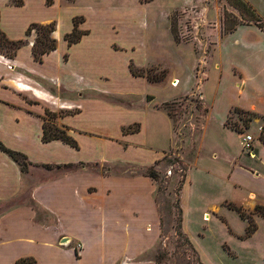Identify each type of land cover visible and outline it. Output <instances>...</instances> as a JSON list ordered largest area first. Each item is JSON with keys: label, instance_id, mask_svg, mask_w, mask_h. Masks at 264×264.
<instances>
[{"label": "crops", "instance_id": "obj_1", "mask_svg": "<svg viewBox=\"0 0 264 264\" xmlns=\"http://www.w3.org/2000/svg\"><path fill=\"white\" fill-rule=\"evenodd\" d=\"M76 2L23 0L22 5H15L11 0H0V28L11 39L28 38L30 42L14 58L0 52V140L25 153L34 164L83 165L80 171L42 180L33 170L30 176L29 171L22 172L20 166L0 150V208H3L0 264H16L26 257L35 258L37 264H154L144 257L157 241L160 210L155 194L158 187L142 172L162 162L173 149V146L168 150L160 148L159 143L176 135L171 118L161 108L174 97L155 103L151 84L165 80L151 81L145 75H135L131 65L139 68L159 65L174 71L176 55L168 51L169 54L162 57L152 53V49L149 52L146 49L142 55L139 50L145 22L138 23L133 10L109 4L108 0H89L86 8H75L66 16L64 28L63 15L68 8L75 7ZM121 9L129 12L127 19L121 20L120 15H115ZM75 17H83L79 28L86 33L79 42L69 45L65 35L73 30ZM53 21L57 23L54 37L58 47L38 61L32 51L36 32L28 36L26 31L31 23ZM243 31L247 32L240 29L224 40ZM150 40L152 46L163 43V49L173 44L179 50L186 47L171 36L165 43L152 36ZM224 40L220 57L225 52ZM192 58L191 63H197L195 54ZM230 65L237 66L240 75L222 71L221 75L216 73L214 82L208 81L204 86L203 96L213 97L215 114L203 124V129L199 128V133L205 136L212 126L219 134L235 131L225 125L233 107L264 116V71H246L236 61ZM226 78L229 82L224 85ZM178 80H173L172 85L176 86ZM249 86L251 89L247 92ZM224 89L239 95L246 93L247 99L239 104L226 102L218 110L219 116L216 110ZM114 95L133 102H112L108 97ZM47 110L61 112L58 123L78 146L61 139L43 140ZM254 122L258 138L261 121L257 118ZM134 124L140 125L139 130L125 131ZM257 138L255 156L242 155L241 139L240 149L232 159L226 160L229 167L198 165L199 159L191 162L220 182L223 180L245 190L243 198L233 203L252 214L258 225L249 239L257 237L259 222L264 220L256 211L257 206H264V144ZM225 145L227 150L232 148L228 141ZM98 162L129 163L142 172L99 175L86 169V164ZM187 179L191 176L186 177L182 189L181 227L190 238L185 218L188 219L192 211L211 219L234 210L228 206L232 200L213 198V195L202 197L197 207H191V202H186L183 196ZM255 181L263 185L258 186ZM26 193L30 201L39 206L40 214L28 204L6 207ZM247 225L246 221L243 232H237L238 235H244ZM193 241L199 246L195 239ZM251 249L249 260L241 264H264V243L251 245Z\"/></svg>", "mask_w": 264, "mask_h": 264}, {"label": "rangeland", "instance_id": "obj_2", "mask_svg": "<svg viewBox=\"0 0 264 264\" xmlns=\"http://www.w3.org/2000/svg\"><path fill=\"white\" fill-rule=\"evenodd\" d=\"M108 1L109 4H117L115 6H125L129 10H133L137 22H145L142 35L143 42L139 50L142 55L146 53V49L148 52L152 49V53L162 57L171 51L176 55L177 60V67L174 71L159 65L146 68L151 76L163 75L161 81L167 82L151 84V93L156 96L155 103L161 99L174 97L171 101L166 102L168 107L164 111L170 114L168 115L172 120L176 135L169 136L159 143L160 148L168 150L173 146V149L166 154L168 157L155 165L157 179L153 180L158 187L155 200L160 210V222L157 226L156 244L144 258H150L154 264H199L201 261L203 264H241L246 262L252 255L251 245L264 243V220L259 222L257 237L249 239L252 235L249 237L238 235L237 232H243L246 221L234 209H232L234 211L226 212V216H212L211 219L203 218L199 212L192 211L189 218H185L189 224V226L187 224V228H190L188 232L190 241L193 242L191 244L190 238H186L182 234L184 231L180 227L182 224L180 211L182 210L183 184L188 175L191 176V179L186 181L183 196L186 202H191L193 208L197 207L203 201L202 197L207 195H213V198L217 197L218 199L223 197L232 200L229 201L231 203L243 198L245 190L223 180L220 182L218 178L215 179L214 176L204 170L192 166L191 162L199 159L198 165L203 163L226 167L229 164L226 163V160L232 159L240 149L241 139L242 155L251 157L244 147L245 137L247 135L252 136L251 145L254 149L257 138L254 132L257 126L254 121L259 118L260 126H262L261 114L255 112L257 116L249 122V127H247L244 119L248 117V114L243 112L242 108H231L226 122L228 121L230 125L243 129L244 132L240 134L235 131H225L224 134H219L213 130L212 126L208 128L209 132L205 136L204 133H199V128L203 129V124L215 116L212 108L214 105L213 97L204 98L203 90L208 81L209 83L214 82L216 73L221 75L222 71H231L234 75H240L239 71L241 70L237 66L231 67L230 65L235 61L246 71H264V47L260 40V38H264V0H243V4L239 0ZM61 2L65 3V0H61ZM140 3L141 5H139ZM89 4V0H77L75 7L68 8V11L63 15L64 28L67 25L66 16L70 12L74 11L75 8L78 10L79 8H86ZM115 15H120V19L124 20L128 18L129 12H123L121 9ZM240 29L247 32L243 31L224 40L225 37ZM146 35L148 36L147 43ZM150 36L156 37L164 43L168 42L171 36L174 41L186 47L179 50L173 44L163 49L161 47L163 43L159 46H152ZM223 40L225 52L220 57ZM193 54L197 58V63L192 64ZM175 79H180L176 86L172 85V81ZM225 80L224 85H227L229 79L226 78ZM250 89L251 86L247 88V92ZM205 91H207V87ZM245 94L239 95L234 91L224 89L220 106L216 110L217 115L221 116L218 110L226 102L243 103L247 99ZM108 99L120 104L133 102L129 98L116 95L108 97ZM51 120H55L61 127L58 118L51 117ZM193 132H195V143L192 139ZM259 135L260 133L257 139L260 140ZM227 141L229 145L232 144L230 150L226 149ZM155 142H158L157 138ZM214 152L218 154L217 157ZM85 166L90 172L99 175H133L140 171L138 167L123 162L88 163ZM190 166L192 168L189 170ZM82 167L83 165L78 164L76 169L71 170L56 165L48 167L42 164H33L29 166V176L32 173L30 171L33 170V174L37 173L40 175V179L44 180L77 170L80 171ZM29 179L36 180L30 177ZM257 184L258 186L263 185L259 181ZM24 195L17 199V204H28L40 214L39 206L30 201L28 193ZM13 207H9V209ZM194 239L199 246L195 245Z\"/></svg>", "mask_w": 264, "mask_h": 264}, {"label": "trees", "instance_id": "obj_3", "mask_svg": "<svg viewBox=\"0 0 264 264\" xmlns=\"http://www.w3.org/2000/svg\"><path fill=\"white\" fill-rule=\"evenodd\" d=\"M12 4L15 5H22L23 0H11ZM51 2V1H48ZM240 3H244L243 0H239ZM1 16V11H0ZM83 21V17H75L74 18V28L70 33H67L65 35V39L68 41L69 45H72L74 43H77L81 40L82 36L86 33V31H83L79 28L80 23ZM57 23L55 21L50 23H39L34 22L31 23L28 27L26 33L27 35H31L33 31L36 32V39L32 46L33 56L36 60L42 61L45 54L50 53L57 49L58 47V40L54 37V32L56 30ZM29 39L28 38H21V39H11L7 36V34L0 28V52L3 53L5 56L9 58L16 57L18 51L28 45ZM131 70L135 75H145L148 77L151 81H161L163 79L162 76L153 75L151 76L148 72V69L146 68H139L136 67L133 63L131 65ZM147 70V71H146ZM168 104L165 103L161 106L164 110L167 109ZM243 112L248 114L244 122L247 127H249V122L257 116V114L253 111H248L242 109ZM169 114V113H168ZM48 117L45 119L44 122V133H43V140L44 141H51L54 139H61L67 143H70L74 146H78L76 141L67 133L66 129L61 128L58 126L57 122L55 120H51V117L58 118L61 114L52 112L50 110H47ZM170 115V114H169ZM263 119V124L261 126V132L259 135V138L261 142L264 144V116H261ZM226 126L229 128H232L233 130L243 133L244 130L234 126L230 125L228 121L226 122ZM140 125L134 124L125 129V131L128 132H135L139 130ZM0 150L5 152L9 157H11L19 166L22 172H28L29 166L33 165L34 163L29 160L28 156L18 150L12 149L8 147L3 141L0 140ZM158 164V163H157ZM44 166L52 167L51 164H42ZM58 167H66L69 169H74L77 167L74 163L69 164H61L57 165ZM144 175H148L152 179H157V170L155 169V166L148 167L146 170L142 172ZM17 204V200L7 204L6 207H10L11 205ZM229 208L236 210L239 215L248 222V225L246 227V231L242 237H249L253 235L257 229L258 225L255 222V219L253 218L252 214L247 213L241 206H238L234 203L229 202L228 203ZM3 210V208H0V213ZM256 211L264 216V206H257ZM180 222L182 223V210L180 211ZM182 224L180 225V227ZM182 228V227H181ZM186 236V238H189L186 233H182ZM190 241V239H189ZM191 242V241H190ZM192 244V242H191ZM193 246V245H192ZM16 264H37V261L33 257H26L19 259ZM199 264H203L202 261L199 262Z\"/></svg>", "mask_w": 264, "mask_h": 264}, {"label": "built area", "instance_id": "obj_4", "mask_svg": "<svg viewBox=\"0 0 264 264\" xmlns=\"http://www.w3.org/2000/svg\"><path fill=\"white\" fill-rule=\"evenodd\" d=\"M252 142H253V138L251 135H247L245 137V142H244V147L246 148L247 150V153L251 156H254L255 155V152H254V149L252 147Z\"/></svg>", "mask_w": 264, "mask_h": 264}, {"label": "bare ground", "instance_id": "obj_5", "mask_svg": "<svg viewBox=\"0 0 264 264\" xmlns=\"http://www.w3.org/2000/svg\"><path fill=\"white\" fill-rule=\"evenodd\" d=\"M177 85H178V83H177ZM57 101V100H56ZM56 103V102H55Z\"/></svg>", "mask_w": 264, "mask_h": 264}]
</instances>
